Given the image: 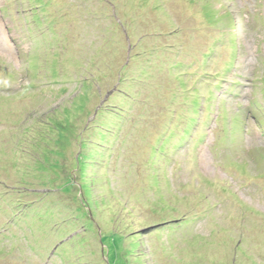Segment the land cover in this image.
Listing matches in <instances>:
<instances>
[{"label": "rangeland", "instance_id": "374dc122", "mask_svg": "<svg viewBox=\"0 0 264 264\" xmlns=\"http://www.w3.org/2000/svg\"><path fill=\"white\" fill-rule=\"evenodd\" d=\"M0 264H264V0H0Z\"/></svg>", "mask_w": 264, "mask_h": 264}, {"label": "clouds", "instance_id": "9594fccd", "mask_svg": "<svg viewBox=\"0 0 264 264\" xmlns=\"http://www.w3.org/2000/svg\"><path fill=\"white\" fill-rule=\"evenodd\" d=\"M210 95L212 96V98H214V93H210ZM257 101V98L256 99H254V100H252L251 101V103L253 104V106H254V103ZM253 106H251L250 108L253 110V113H254V116H255V111H254V109H253ZM224 112H225V110H224ZM229 114V112L228 111H226L225 112V115H224V119H222V121H224L225 119L226 120H231L232 122H233V125L231 126L232 128H233V130H232V133L234 134L233 135V140L231 141V142H233V141H235V142H239V139H240V137H241V135L244 137L245 136V133H246V131H245V129L244 128H242L241 127V119L238 121V118L234 115L233 116V118L231 117V116H229L228 115ZM210 115H211V113H210ZM207 119H208V117H207ZM216 126H218L219 125V122H220V120H221V117H218V114H217V117H216ZM207 122V121H206ZM205 122V123H206ZM205 123H204V125H205ZM204 125H202V126H204ZM234 126L236 127V129H237V131L236 132H234ZM198 134H200V133H198ZM236 134V135H235ZM217 139H221L220 137H216V141H217Z\"/></svg>", "mask_w": 264, "mask_h": 264}, {"label": "trees", "instance_id": "16d2710c", "mask_svg": "<svg viewBox=\"0 0 264 264\" xmlns=\"http://www.w3.org/2000/svg\"><path fill=\"white\" fill-rule=\"evenodd\" d=\"M199 135L200 134H198V137H199ZM193 141H194V139H193ZM201 180H202V182L204 183H207V184H209L210 183V180L208 179V178H205V177H201ZM184 187V186H183ZM169 188H171V184L169 183Z\"/></svg>", "mask_w": 264, "mask_h": 264}]
</instances>
